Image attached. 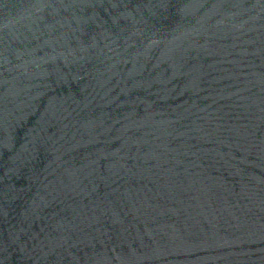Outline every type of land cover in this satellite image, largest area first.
<instances>
[{"label": "water", "instance_id": "1", "mask_svg": "<svg viewBox=\"0 0 264 264\" xmlns=\"http://www.w3.org/2000/svg\"><path fill=\"white\" fill-rule=\"evenodd\" d=\"M0 264H264V0H0Z\"/></svg>", "mask_w": 264, "mask_h": 264}]
</instances>
